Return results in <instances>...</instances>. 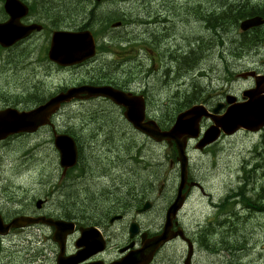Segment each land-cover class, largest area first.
Listing matches in <instances>:
<instances>
[{
	"label": "rangeland",
	"instance_id": "rangeland-1",
	"mask_svg": "<svg viewBox=\"0 0 264 264\" xmlns=\"http://www.w3.org/2000/svg\"><path fill=\"white\" fill-rule=\"evenodd\" d=\"M52 1L40 0V5H56L57 11L67 16L71 12L64 20L65 26L71 29L84 23L100 29L102 33L110 28L108 36L111 42L108 38L105 40L114 52L110 55L101 54L97 62L73 70L72 83L89 81L95 77L132 88L143 86L144 89L138 91L148 92L149 116L169 127L182 103H191L199 96L206 98L209 106L213 104V98L223 95L230 87L237 91L245 84L241 81L243 78L238 76L245 71L242 68L250 69L247 65L264 68V35L262 40L260 37H246L239 33L237 26H224L223 20L229 10L236 15L237 11L231 8L232 5L247 7L251 11V2L258 3L260 0H241L243 3L237 0H120L115 2L118 4L116 12L92 8L90 0H54V4ZM197 2L206 15L205 21L215 26L223 25V29H207L198 11L192 9ZM157 11L162 13L159 22H144L148 20L147 14L152 19ZM124 15L129 20L143 18V25L132 24L121 30L112 29L111 22ZM120 44L125 47L121 48ZM236 52L238 58L234 57ZM31 72V69L19 68L15 77L17 82H27ZM22 92L13 81H5L0 85V96L6 102H19ZM123 111L112 102L93 99L67 104L55 118V127L58 130H71L80 140L83 151L79 161L81 176L77 180L69 179L56 193L66 201L64 207L68 213L90 223L85 226L101 225L105 228L112 237L108 255H117L127 237L123 222L118 220L111 224L115 212L123 210L131 213L134 206L143 224L156 225L163 222L162 206L178 193V164L174 152L168 144L155 143L128 127L123 121ZM52 137L53 129L47 127L38 138L18 137L13 144L0 145V207L5 215L29 213L35 208L30 203L31 198H23L25 195L21 193L24 192L23 187L33 180L29 178L19 182L20 175L26 174L32 166L30 160L38 159L40 155L41 161L58 163L57 155L53 156L48 149L39 150L44 141L53 147ZM121 141L127 145L121 144ZM36 144L38 150L35 152ZM214 151L215 158L195 165L194 169H199L196 177L203 179L209 176L215 179L219 195L225 193L231 203L228 213L221 216L216 225L197 226L198 237L206 243L229 230L233 238L247 243V246L242 252H228L224 258L232 264H262L264 229L261 228L264 227V211L258 210L264 209V141L260 134L241 132L230 141H225L220 149L209 150L205 155ZM48 169L53 171L55 167L51 165ZM36 173L42 181L39 185L41 189L54 177L51 172L41 171V167ZM154 182L164 185V199H157L159 193L151 194ZM14 191L17 197L12 195ZM145 194H151L150 198L140 197ZM147 200L154 201L156 208L149 213L139 212ZM211 200L221 202L213 196ZM53 203L62 205L58 199H54ZM209 205L212 207L214 203L209 201ZM193 206H198L203 214L208 204L192 198L186 215L194 216ZM241 212L243 218L236 220ZM234 222L247 227L238 231ZM42 237L40 241L34 231L29 229L0 239V264H57L55 256L58 247L52 239V232L50 237L43 234ZM70 242L72 248L74 239ZM177 250L175 247L168 248L163 254L176 255ZM202 258H206L203 253ZM177 262V257L169 256L165 258L164 264Z\"/></svg>",
	"mask_w": 264,
	"mask_h": 264
},
{
	"label": "flooded vegetation",
	"instance_id": "flooded-vegetation-1",
	"mask_svg": "<svg viewBox=\"0 0 264 264\" xmlns=\"http://www.w3.org/2000/svg\"><path fill=\"white\" fill-rule=\"evenodd\" d=\"M22 1L28 6L29 11L26 16L22 17L20 22L24 26H31V25H37V26L31 29L26 35H23L22 39H20L14 45L8 48H4L2 45H0V77H4L8 81H13L15 85L18 87V89L23 90L22 94H25V96L21 98L20 101L21 107L19 109L21 110L32 109L39 102L47 101L48 99L50 100L60 94L66 93L73 87L109 85V86L118 87L125 91H131L133 93L137 92L134 91L133 88L130 86L122 85L116 82H104L95 79V77L90 79L89 81H82L80 83L73 84L72 83L73 70H77L91 63H95L98 61L99 57L101 56L102 51L100 50L99 38L96 37L97 54L94 57L78 65L61 66L49 58V51L51 48L52 38L54 33L57 30L81 32L87 30V27L79 26L76 29H71L69 26L68 27L65 26L64 20H66L67 17L71 15V12H69L68 16L64 12H58L57 11L58 7L56 5L42 7L40 5V0H22ZM90 1L93 3L91 7L97 8L99 11L116 12L118 4L115 2H118L120 0H102V1L94 0L95 2H93V0ZM53 2L54 0L52 1V4ZM6 3L7 0H0V13H1L0 21H5V22L9 19L8 14L4 13L5 11H7ZM57 13H60L61 15H57ZM124 18L126 20H129L127 15H124ZM104 33L106 39L108 38V40L111 42V38L110 36H108L110 34V28H107L106 32ZM104 51L105 53L110 52L109 48L107 47L104 48ZM234 57L236 58L239 57L237 52L234 53ZM247 67H249L250 70L257 71L258 74H264V69H261L260 67L257 66L253 67L249 65H247ZM19 68L23 70L31 69L32 72L28 75L27 82H22V81L17 82L15 77L17 76V70ZM242 69H246V67ZM248 79L249 80H246L243 88L252 89L255 86L254 80L253 78H248ZM233 93L238 94V92H235L230 87L228 90L225 91L223 95L219 96L218 98L216 97L213 98L212 100L213 104L212 107H210V109L212 110L217 105L218 102L225 101V99L229 96V94H233ZM83 95L84 93H79L78 97L80 98H74V100L85 101L86 99L82 98ZM93 99H103L112 102L108 98H104V97L92 98L89 100H93ZM239 100L243 101L242 95L239 96ZM3 103L4 106L9 102H6L4 99ZM66 104L67 103H63V105L60 107L57 113H60L62 108ZM229 106H230L229 104H226L224 107V111H226L229 108ZM117 122L118 121H115V123ZM45 128H42L39 131L37 130L26 131L11 135L9 136L10 138L8 137V139L0 141V145L5 143L13 144V141L18 137L38 138L40 137L41 131ZM244 131L247 133H254V131L251 130H244ZM257 134H262L263 135L262 141H264V128L258 131ZM232 136L233 135L222 134L221 138L215 143L210 144L204 148H200L201 150L194 149L193 151H195L197 157H204L209 150H217L218 145L225 143V141H230L232 139ZM76 142L78 143V150L80 152L79 155V161H80L83 156L82 144L77 137H76ZM121 142H122L121 144L127 145L124 143L125 141H121ZM41 149L44 150L48 149L49 151L52 152L53 156L57 155L58 157V152L55 150L54 147H50L49 145H47L46 141H44L39 147V150ZM37 150L38 147L36 148L35 152ZM215 152L216 151L210 154L214 158L216 156ZM35 162H40L41 171L46 173L51 172L54 175L57 170H59V173H62L64 171L63 168L60 167V165L58 167L54 163H47V161H41V155H40L38 159L32 158L30 160V164H32V166L27 171L28 176L31 175L30 173L33 171V169H37L35 167ZM58 162H60V160H58ZM36 165L39 164L36 163ZM51 165L55 167L53 171L48 169ZM77 169H81V166L79 164L77 166ZM197 170L199 169H194V168L189 169L188 182L190 184L188 183L185 186L184 192L186 196H183V198L186 200L188 196H189L188 199H190V197L193 196V198L197 202L199 201L207 202L208 207L206 211L203 212V214H201L200 208L198 206H194L193 207L194 217L190 219V216L185 214L187 207H185L184 205L181 208V211L179 212L177 219L175 218L174 220H172L171 225L167 227L166 226L167 211L171 205V204L169 205L170 201L169 202L167 201L162 206L161 219H163V222H160L156 225L143 224L142 218H138L140 216L136 214L134 206H132L131 213H125L123 210L117 211L116 213L118 215L116 216H122L120 222H123L122 224V226L124 227L123 230L127 233V237L125 239L124 245L118 249L119 253L117 255H108V251L112 244V237L108 233H106L107 243H108L106 249L103 252L91 258H93V260H102L105 261L107 264H110L121 258H129L131 254H127V253H133L134 251L136 252L137 255L136 258H144V256L138 253V250H140L144 246V244L148 243L151 239L165 234V236L169 238V241L168 242L165 241L164 243H162L160 245V248L155 251L156 254L154 255V257H152L154 259L150 264H164L165 258H168L169 256L177 257L178 264H232L231 262H228L226 258H224V256L228 252L233 250H236L237 252L244 251L246 249L247 243H241L239 242L238 239L233 238V234L229 230L223 231V234L221 236L217 235L214 239L211 238L206 243L201 241L198 237L197 226H199V224H203L205 226L216 225L219 222L220 217L225 216V213L228 211L229 204L231 203V201L226 199L225 193L219 195L216 188L215 179H212L209 176H205L203 179H197L196 177ZM25 176L26 174L20 175L19 182L23 181ZM227 187H230L229 189L233 188L232 186H225V188ZM152 188L153 190L151 194L159 193L157 199L165 198V188L163 184H156L154 182ZM151 194L140 195V197L150 198L149 196ZM12 195L14 197L18 196L17 192L15 191ZM212 196L219 198L221 202L217 203L212 201L211 200ZM209 201L213 202L214 206L211 207L209 205ZM141 203H143V200L141 201ZM155 208H156V203L152 201L149 210L144 213H149ZM138 211H140V209ZM31 213L34 215H38V212L36 210H33ZM191 220L192 222H190ZM133 222H137L139 226L137 228V233H135L132 236L130 230H131V224ZM36 226L43 227L44 225L38 224ZM46 228L49 231V233L51 232L53 233L54 228L52 229L49 227ZM239 229L240 226L238 223L237 230ZM79 236H80L79 231H76L75 235L71 236L69 240L70 251H68L70 254H73L78 251V248L77 247L75 248V242ZM72 238L74 239V245L71 248L70 241ZM127 247H129V249L124 252V249ZM173 247H175L176 249L178 248L176 255L163 254L164 250ZM202 253L206 258H202ZM213 256L218 258H214ZM167 264H173V263H167Z\"/></svg>",
	"mask_w": 264,
	"mask_h": 264
},
{
	"label": "water",
	"instance_id": "water-1",
	"mask_svg": "<svg viewBox=\"0 0 264 264\" xmlns=\"http://www.w3.org/2000/svg\"><path fill=\"white\" fill-rule=\"evenodd\" d=\"M260 20H252L243 23V28L247 29L251 26H254L256 24H259ZM72 47L69 49V55H70V62L76 63L80 62L86 58L91 57L95 53V45L94 40L92 36H90L89 33H85L82 36L81 35H73L70 40ZM264 81V78L259 79L257 82V88L250 92V102L242 105L234 106L227 115L219 121L218 123L222 125V127L228 131L232 132L235 131L238 127H246L250 129H257L264 123V99L259 100L254 94L259 90V86ZM89 91L91 95H103L110 97L112 100H114L116 103L123 104L127 107L126 116L128 119L139 129H142L149 133L152 137H154L158 141H162L164 139H175L179 152L181 155V160L186 162V156L184 154V148H185V140L183 142L180 141V138L184 134H188L186 136H198L199 134V125L198 121L200 118L206 114L204 108H194L192 110L186 111L178 117L176 125L167 132L162 133V131L159 129L157 125L153 121L143 123L144 121V111L143 106L139 103L137 97H129V95L124 94L121 91L113 90L111 87H100V88H93V87H82V88H75L71 91H69L66 94H61L58 97L52 99L47 104L37 108L34 111L27 112V113H16L15 116L9 117L8 123H6L4 126L0 127V132H4L5 134H9L15 131H22L25 129H31L36 128V126L42 125L47 122L48 117L50 114L57 108V106L61 103V101L64 100H70V98L77 95V93L82 91ZM254 93V94H253ZM218 110V109H216ZM208 115V114H207ZM6 116V115H5ZM233 128V129H232ZM209 134L211 132L209 131ZM57 145L59 146V149L62 153V161H66L65 165L67 167L74 166L77 158H78V149L76 146V143L70 138L66 136H59L57 137L56 141ZM203 144H205V141H203ZM185 177V171L183 170V178ZM183 183L180 186V190L183 188ZM181 206V199L178 197L176 201L172 204L171 208L169 209V217L171 214H174L177 212L179 207ZM149 207V204H147L144 208L147 209ZM31 221V220H30ZM1 222V220H0ZM52 224L57 225V234L58 237L56 238L58 241H60L62 245V254L64 253V241L66 237L67 231H73L74 225L72 224H65L62 222H50ZM2 224V223H1ZM134 227L136 225H133ZM0 231L2 233L4 230H2L0 226ZM96 238V233L94 232H83V236L80 240L83 239H90L93 240ZM164 238L160 237L158 238V241H153L151 252L154 251V247L157 245V243H160ZM86 258H58L59 264H76L80 261H83ZM145 261L144 264L148 263V258L146 260H139L140 262ZM138 262V259H137ZM115 264H129L128 260L121 263H115Z\"/></svg>",
	"mask_w": 264,
	"mask_h": 264
},
{
	"label": "bare ground",
	"instance_id": "bare-ground-1",
	"mask_svg": "<svg viewBox=\"0 0 264 264\" xmlns=\"http://www.w3.org/2000/svg\"><path fill=\"white\" fill-rule=\"evenodd\" d=\"M62 2V1H61ZM54 4V3H53ZM248 11L250 12V13H255V10L253 9V10H249L248 9ZM235 19H236V21H237V25H241V23H240V21H239V18H238V13H236V15H235ZM264 19V18H263ZM197 48V47H196ZM185 51H187V50H185ZM184 52V51H183ZM261 54V53H260ZM126 111H127V109H126ZM250 157V156H249ZM176 264H178V262L176 263Z\"/></svg>",
	"mask_w": 264,
	"mask_h": 264
},
{
	"label": "trees",
	"instance_id": "trees-1",
	"mask_svg": "<svg viewBox=\"0 0 264 264\" xmlns=\"http://www.w3.org/2000/svg\"><path fill=\"white\" fill-rule=\"evenodd\" d=\"M224 20V19H223ZM131 191H127V193H130ZM243 200H244V198H243Z\"/></svg>",
	"mask_w": 264,
	"mask_h": 264
}]
</instances>
